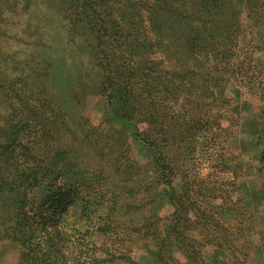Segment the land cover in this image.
Wrapping results in <instances>:
<instances>
[{
    "label": "rangeland",
    "instance_id": "rangeland-1",
    "mask_svg": "<svg viewBox=\"0 0 264 264\" xmlns=\"http://www.w3.org/2000/svg\"><path fill=\"white\" fill-rule=\"evenodd\" d=\"M262 1L0 0V264H264Z\"/></svg>",
    "mask_w": 264,
    "mask_h": 264
},
{
    "label": "trees",
    "instance_id": "trees-1",
    "mask_svg": "<svg viewBox=\"0 0 264 264\" xmlns=\"http://www.w3.org/2000/svg\"><path fill=\"white\" fill-rule=\"evenodd\" d=\"M165 3H167V2H165ZM170 3H173V2H170ZM263 4H264V0L262 1V5ZM160 11H163L162 7H161ZM255 20H257V22H259L261 24V26L264 28V16L259 15V17L258 16L255 17ZM53 103H55V102L53 101ZM52 110L56 111V108H55L54 105H52ZM55 123H56V127L58 126V128H61V124L59 122L58 123L55 122ZM15 172H17V168H15ZM13 176L16 177L19 180L22 178V175L19 174V173H15ZM62 212L65 213L66 209L62 210Z\"/></svg>",
    "mask_w": 264,
    "mask_h": 264
}]
</instances>
